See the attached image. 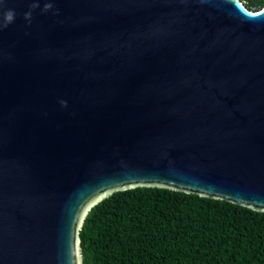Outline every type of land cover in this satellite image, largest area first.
I'll list each match as a JSON object with an SVG mask.
<instances>
[{"label":"water","instance_id":"1","mask_svg":"<svg viewBox=\"0 0 264 264\" xmlns=\"http://www.w3.org/2000/svg\"><path fill=\"white\" fill-rule=\"evenodd\" d=\"M0 6V264H83L88 213L129 188L264 211V6Z\"/></svg>","mask_w":264,"mask_h":264},{"label":"trees","instance_id":"2","mask_svg":"<svg viewBox=\"0 0 264 264\" xmlns=\"http://www.w3.org/2000/svg\"><path fill=\"white\" fill-rule=\"evenodd\" d=\"M250 10L264 0H247ZM83 264H264V211L139 186L96 204L80 231Z\"/></svg>","mask_w":264,"mask_h":264},{"label":"clouds","instance_id":"3","mask_svg":"<svg viewBox=\"0 0 264 264\" xmlns=\"http://www.w3.org/2000/svg\"><path fill=\"white\" fill-rule=\"evenodd\" d=\"M2 7V6H0ZM32 7H36L35 4L32 5ZM46 8L51 7V5H46ZM26 18H29L31 13L26 12L25 14ZM0 16H2L3 19V26L6 27L9 23L13 22L15 19V11L13 9H8L7 11H0ZM65 107L67 106L66 102L62 101L61 102Z\"/></svg>","mask_w":264,"mask_h":264},{"label":"flooded vegetation","instance_id":"4","mask_svg":"<svg viewBox=\"0 0 264 264\" xmlns=\"http://www.w3.org/2000/svg\"><path fill=\"white\" fill-rule=\"evenodd\" d=\"M245 4L247 3V0H242Z\"/></svg>","mask_w":264,"mask_h":264}]
</instances>
